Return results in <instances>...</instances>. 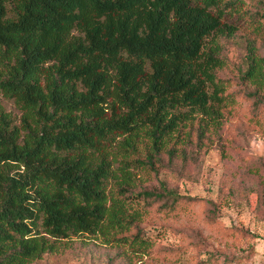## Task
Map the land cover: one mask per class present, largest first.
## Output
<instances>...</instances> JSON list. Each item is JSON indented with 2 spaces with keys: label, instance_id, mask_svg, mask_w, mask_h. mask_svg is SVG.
Wrapping results in <instances>:
<instances>
[{
  "label": "trees",
  "instance_id": "obj_1",
  "mask_svg": "<svg viewBox=\"0 0 264 264\" xmlns=\"http://www.w3.org/2000/svg\"><path fill=\"white\" fill-rule=\"evenodd\" d=\"M234 15L252 32L238 78L258 108L264 0H0V95L21 112L16 122L0 101V264L86 238L140 259L148 219L195 205L164 181L136 189L132 168L185 167L221 138Z\"/></svg>",
  "mask_w": 264,
  "mask_h": 264
},
{
  "label": "rangeland",
  "instance_id": "obj_2",
  "mask_svg": "<svg viewBox=\"0 0 264 264\" xmlns=\"http://www.w3.org/2000/svg\"><path fill=\"white\" fill-rule=\"evenodd\" d=\"M228 20L237 28L222 40L218 74L229 79L228 89L235 93L236 101L221 138L205 144L206 150L194 153L185 167L164 165L157 173L132 168L136 189L161 187L160 181H164L167 188L200 196L195 205L187 212L148 219L144 230L153 246L140 259L124 261L106 244L86 238L45 252L29 264H195L207 251L219 257L215 264L225 259L226 264H264V104L256 108L238 78L252 32L236 15ZM261 49L264 51V44ZM0 101L19 121L21 112L14 101L3 95ZM116 159L113 166L119 163ZM212 213L213 219L209 218Z\"/></svg>",
  "mask_w": 264,
  "mask_h": 264
}]
</instances>
